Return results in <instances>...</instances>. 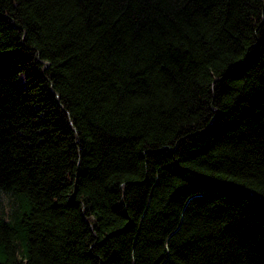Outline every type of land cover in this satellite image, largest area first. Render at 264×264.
Wrapping results in <instances>:
<instances>
[{"label":"trees","instance_id":"1","mask_svg":"<svg viewBox=\"0 0 264 264\" xmlns=\"http://www.w3.org/2000/svg\"><path fill=\"white\" fill-rule=\"evenodd\" d=\"M0 264H264V0H0Z\"/></svg>","mask_w":264,"mask_h":264}]
</instances>
